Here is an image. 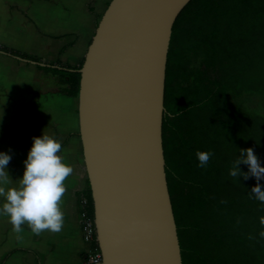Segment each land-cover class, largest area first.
<instances>
[{"label": "trees", "instance_id": "trees-1", "mask_svg": "<svg viewBox=\"0 0 264 264\" xmlns=\"http://www.w3.org/2000/svg\"><path fill=\"white\" fill-rule=\"evenodd\" d=\"M97 26L100 15L94 13ZM57 59L39 66L50 71L60 91L78 98L80 73ZM0 51L43 62L4 45ZM229 93L263 96L264 0H190L177 15L167 52L162 146L165 175L175 219L182 264H264V203L249 173L229 171L241 149L251 147L264 167V114L231 103ZM197 151L212 153L199 167ZM241 172H249L240 163ZM264 190V178L259 181ZM93 220L88 179L78 202ZM249 236L254 239H249ZM93 247L98 248L95 239ZM5 254L0 264L15 252ZM36 264L38 258L35 256Z\"/></svg>", "mask_w": 264, "mask_h": 264}, {"label": "water", "instance_id": "water-1", "mask_svg": "<svg viewBox=\"0 0 264 264\" xmlns=\"http://www.w3.org/2000/svg\"><path fill=\"white\" fill-rule=\"evenodd\" d=\"M189 1L110 0L78 69L79 136L101 264H182L162 115L172 25Z\"/></svg>", "mask_w": 264, "mask_h": 264}, {"label": "crops", "instance_id": "crops-1", "mask_svg": "<svg viewBox=\"0 0 264 264\" xmlns=\"http://www.w3.org/2000/svg\"><path fill=\"white\" fill-rule=\"evenodd\" d=\"M110 0H0V45L34 55V62L0 51V152L11 156L6 171L10 184L18 185L33 137L46 134L62 145L61 155L73 172L66 179L61 201L64 223L60 232H31L27 224L16 233L0 213V261L4 264H81L87 251L79 221L78 195L87 174L79 136L78 98L60 91L56 77L39 66L59 56L62 63L78 66L84 59L95 19ZM103 3L106 4L104 8ZM94 30V32H93ZM43 64V65H41ZM0 197V208L4 203Z\"/></svg>", "mask_w": 264, "mask_h": 264}, {"label": "clouds", "instance_id": "clouds-1", "mask_svg": "<svg viewBox=\"0 0 264 264\" xmlns=\"http://www.w3.org/2000/svg\"><path fill=\"white\" fill-rule=\"evenodd\" d=\"M62 145L54 137L43 133L33 137L32 146L24 161V172L18 180V185L0 186V197L4 198L0 213L8 217L13 231H23L22 225L27 224L31 232L40 235L44 231L60 232L64 223V213L61 201L66 191L65 181L72 174V167L59 155ZM199 167H205L212 153L197 151ZM11 156L0 152V185L10 184L7 165ZM240 163L248 166L249 172H241ZM249 173L256 178L257 184L252 188L256 199L264 203V190L259 181L264 178V167L261 166L254 150L249 147L240 150V156L233 162L229 175L233 178L243 176L249 178ZM264 225V217L260 218ZM264 237V231L259 233ZM249 239L254 237L249 236Z\"/></svg>", "mask_w": 264, "mask_h": 264}, {"label": "built area", "instance_id": "built-area-1", "mask_svg": "<svg viewBox=\"0 0 264 264\" xmlns=\"http://www.w3.org/2000/svg\"><path fill=\"white\" fill-rule=\"evenodd\" d=\"M85 203L86 202L84 199L79 202V221L81 236L83 241L88 246L81 264H101L102 254L99 248L93 247V242L96 239L94 221L87 215L85 210H83L82 208Z\"/></svg>", "mask_w": 264, "mask_h": 264}, {"label": "rangeland", "instance_id": "rangeland-1", "mask_svg": "<svg viewBox=\"0 0 264 264\" xmlns=\"http://www.w3.org/2000/svg\"><path fill=\"white\" fill-rule=\"evenodd\" d=\"M108 2V0H107ZM103 7H106V4L103 3ZM95 30V29H94ZM93 30V32H94ZM93 36V35H92ZM229 100L231 103L243 110L249 112H257L264 114V110L262 108V100L263 96L259 94L247 93L241 96H235L232 93H229Z\"/></svg>", "mask_w": 264, "mask_h": 264}]
</instances>
